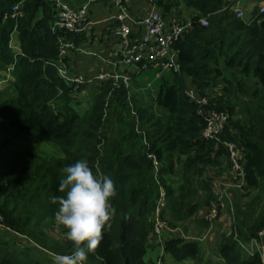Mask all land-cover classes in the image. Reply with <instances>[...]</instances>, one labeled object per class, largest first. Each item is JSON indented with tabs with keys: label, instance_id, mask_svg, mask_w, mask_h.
Masks as SVG:
<instances>
[{
	"label": "trees",
	"instance_id": "obj_1",
	"mask_svg": "<svg viewBox=\"0 0 264 264\" xmlns=\"http://www.w3.org/2000/svg\"><path fill=\"white\" fill-rule=\"evenodd\" d=\"M150 1L173 20L183 19L180 5L190 10L189 27L172 44L179 71L158 65L140 69L128 89L122 84L112 89L104 114L109 82L102 81L86 110L78 112L73 103L83 86L75 88L57 75V67L69 60L66 52L58 56L59 42L75 47L84 34L51 29L55 10L49 0H0V70L9 78L7 93L0 91L3 224L48 254H70L73 244L55 219L58 204L51 198L64 195L58 191L62 169L84 159L94 174L110 176L117 188L110 201L116 215L86 264H157L148 252L155 246L151 210L158 189L164 191L161 219L169 228L217 204L206 172L229 168L222 142L230 141L238 151L242 180L227 191L229 233L219 235L213 251L222 264H263L255 248L247 253L240 244L256 240L264 229V12L256 9L252 19H244L224 8L223 0ZM202 16L206 26L196 22ZM12 35L18 51L10 47ZM142 72L147 81L135 77ZM184 84L199 95H212L206 107L226 113L218 141L201 137L204 118L183 94ZM24 136L51 142L60 155L42 158L8 149L10 141ZM202 220L200 226L207 227ZM52 227L60 240L50 238ZM0 232V264H45L31 247L13 236L10 242L9 233ZM161 247L176 262L200 254L199 240L177 233H165Z\"/></svg>",
	"mask_w": 264,
	"mask_h": 264
},
{
	"label": "built area",
	"instance_id": "obj_2",
	"mask_svg": "<svg viewBox=\"0 0 264 264\" xmlns=\"http://www.w3.org/2000/svg\"><path fill=\"white\" fill-rule=\"evenodd\" d=\"M52 7L55 10L54 19L50 25L51 29L64 30L74 34H85L91 21L88 17V3L86 1L78 7H70L64 4L60 0H49ZM152 8L139 19H135L129 14L125 4L121 0H113L114 13L109 17L111 23V34L116 38L117 42V54L116 62L124 66H132L134 69L131 72H105L98 70V72L89 75L81 72H73L66 69L64 64H60L57 67V75L65 82L78 88L81 86H90L94 83H99L105 80H109L112 88L118 87L122 84L126 89L129 88L132 74L138 73L142 68H146L149 65H158L161 70L178 72L179 67L175 60V51L172 48L173 42L179 37L190 25L189 19L181 20H167L163 16L159 9L150 1ZM223 7L229 9L237 18H243L244 5L240 0H223ZM264 12V2L257 6V13ZM254 16V15H253ZM251 16V19L252 17ZM170 21V22H169ZM196 22L200 25L206 26V17H199ZM138 24L142 28V33L134 40L130 39V30L133 24ZM71 49H75L74 44L71 41H60L58 46V56L64 55ZM9 66L6 71H10ZM158 73L154 76L157 77ZM183 94L187 100L195 104L197 111L203 115L204 124L200 132L201 137L205 139H211L218 141V134L227 122V115L224 111H216L213 108L206 107L210 95H199L193 86H186ZM133 114H135L132 111ZM227 151V158L229 161V171L235 177H238L236 184L242 180L241 165L238 162V151L235 145L230 141H223ZM150 157V156H149ZM153 165L156 164L152 157ZM231 186L226 183H221L218 187V198H225L228 196L226 188ZM157 198L153 209L151 210L152 218V231L151 239L154 240L157 245L162 244V237L165 233H177L183 238L186 235L182 232L180 227L169 228L161 219V210L164 207V191L159 188ZM217 215V204L211 206L203 217L207 222H211ZM107 226H105L106 228ZM0 230H5L9 235L15 237L20 241H26L34 246L35 249L46 253L51 257H55L53 254H48L47 251L25 236L11 230L3 224L2 217L0 216ZM206 232L197 237L196 240H202L205 237ZM228 232V231H227ZM229 233V232H228ZM240 246L247 252L251 253L253 248L256 249L260 256L262 263H264V229L260 230L257 234L256 240H249L246 243L240 244Z\"/></svg>",
	"mask_w": 264,
	"mask_h": 264
},
{
	"label": "clouds",
	"instance_id": "obj_3",
	"mask_svg": "<svg viewBox=\"0 0 264 264\" xmlns=\"http://www.w3.org/2000/svg\"><path fill=\"white\" fill-rule=\"evenodd\" d=\"M59 182L61 196L51 198L58 204L55 219L72 242L70 254H57L54 264H86L89 253H95L103 240L105 226L116 215L110 201L117 196L114 180L108 175L94 174L86 160H77L62 169Z\"/></svg>",
	"mask_w": 264,
	"mask_h": 264
},
{
	"label": "crops",
	"instance_id": "obj_4",
	"mask_svg": "<svg viewBox=\"0 0 264 264\" xmlns=\"http://www.w3.org/2000/svg\"><path fill=\"white\" fill-rule=\"evenodd\" d=\"M60 1H62L66 5H69L70 7H78L82 3L89 1L87 18L91 21V25L88 31L84 34V37H86L85 40L83 42L80 41L79 43H76L75 49H71L68 52H66V54L69 57V60L65 62L64 64L65 67L73 72H81L89 75L98 72V70H102L105 72L113 71L116 73H121V72L132 73L134 69L132 66L128 67L116 62L117 42H116V38L113 37L111 34L110 28L112 25L108 20L109 17L114 13L113 0H60ZM263 2L264 0H261L260 2H258L257 6ZM125 6L126 9L129 11V14L135 19H139L141 16L146 14L152 8L151 3L148 2L147 0H126ZM257 6L253 8V11H250L246 14L247 18L256 14L254 11L257 9ZM164 18L170 20V18L167 16H164ZM141 33H142V28L138 24L134 23L130 30V39L134 40ZM10 45L13 51H18L17 41L15 40V37H12ZM214 91L216 95L220 94V87L217 86V88H215ZM228 175H230L231 177L234 176L231 174L230 171ZM225 177L229 178L226 176V173H225ZM222 183H226V182H222ZM226 184H230L229 180L227 181ZM201 213L202 211L200 209L195 216L186 219L183 225L179 226L180 228H183V230L186 232V234L184 233L186 235V238L196 239L197 237L200 236L198 233L202 230V227L200 226L201 221H199ZM228 226H229V218L226 215V220H224L222 224V228H223L222 232L226 231L228 229ZM0 234H2V232H0ZM7 235L9 234H6V236ZM205 238L199 240V253L203 255H204L203 245L205 244L204 242L206 241ZM152 243L153 245L157 246V244L153 240ZM210 249H212V247ZM152 251L153 250H150L148 252V256L157 257L159 259L157 261V264H161L160 261L162 262L164 259L165 261L171 260L169 255L163 253L162 247H159V251L156 252L155 254H153ZM205 253H207V251ZM43 254L47 255L46 253ZM46 258L48 259V261L52 258L50 264H54V257L50 256L49 258V256H47ZM208 260H211V262L214 263L217 262L215 259H213L211 256L207 254L206 256L205 255L203 256V261L201 264H205L206 262H208ZM186 261H191V260L187 259Z\"/></svg>",
	"mask_w": 264,
	"mask_h": 264
},
{
	"label": "rangeland",
	"instance_id": "obj_5",
	"mask_svg": "<svg viewBox=\"0 0 264 264\" xmlns=\"http://www.w3.org/2000/svg\"><path fill=\"white\" fill-rule=\"evenodd\" d=\"M240 1L244 5L243 18L247 19L246 14L248 12L252 11V9L254 7H256L258 2H260L261 0H240ZM180 9L182 10L181 14H183V19H187L189 17V15H191L190 10H185L184 8H182V5H180ZM174 13H177V12H174ZM12 37H14V35H12L11 38ZM143 74L144 73L142 72L135 77L140 81H143V82L147 81V78H144ZM148 75H150V74H148ZM138 77H140V79ZM8 80H9V78H7V76L4 75L3 70H0V91L5 90L7 93V87H8L7 81ZM103 82H109L110 83L109 80H105ZM99 84H101V82L94 83L90 86H86L83 89H81V91L76 93L75 100L73 103V109H75L78 112H82V111L86 110V108L88 107V104H89L88 102L90 101V98H92V96H93L92 95L90 97V94L93 92L95 93L97 91V87L99 86ZM109 85H110L111 89L109 87L108 92H107L106 97H105V100H104V103H103L104 114H105L106 105L108 104V96H109L110 92L112 91V89L117 88V87L112 88L111 84H109ZM184 85H186V84H184ZM186 86H189V85H186ZM95 88H96V90H95ZM127 98H128V96H127ZM7 147H8V149H12V150L15 149L18 151H28L32 155L42 157V158H48L50 156H59L60 155L58 148L54 144H52L51 142L44 140L38 136H24V137L13 139L12 141H10L8 143ZM225 173H226V176L229 178L225 177ZM228 173H229V168L228 169L227 168L221 169L218 172H217V170L209 169L206 172V175L211 178L210 182H211L212 190H213L214 195L216 194L217 201H218L217 202V215H216V217L211 222H208L207 227H202V228H204V233L206 232V229H208V232H207L206 238H205L206 241L204 242L205 244L203 245V247H204L203 253L205 256L208 254L209 256H211L213 259H215L217 261L216 263H214V262H211V260H208L209 264H222L221 259L216 257V255L213 251V248L216 247V244H217L218 239H219V235L223 231L222 224H223L224 220H226V215L229 218V212H228L229 206H230L229 194L227 192V194H228L227 197H225V198L222 197L219 199L218 198V187L221 185L222 182L227 183V181L229 180V182H230L229 185H231V186H228L226 188V191H228L230 189V192H231V191H234L241 183L240 182V183L236 184L239 178L235 177V176L231 177L230 175H228ZM172 179L175 180L174 178H172ZM246 198H247V195L244 196V199H246ZM209 208L210 207H208V206L201 208L202 213L200 215V220L203 219L204 221H206L203 217L205 216V214ZM57 230H58V228H56V227L50 228L49 234H50L51 239L52 238L57 239V240L61 239V235L59 234V232ZM6 238L8 240H10V242H11V240H13L12 236H10V235H7ZM22 243L27 245V247H31V249H29V250L31 251L33 256H37L42 261H44L45 264H50L52 258L48 261V259L46 258L48 255H45L41 251L35 249L33 245L27 243L26 241H22ZM159 247H161V246L160 245L155 246L152 253L155 254L156 252H158ZM211 247H212V249H210ZM206 251H207V253H205ZM204 255L199 254L196 260L190 259L191 261H186V259H185V260L176 262V261H173L172 259L170 261H165V259H164L162 262L160 261V263L161 264L162 263L163 264H189V263L201 264L203 261Z\"/></svg>",
	"mask_w": 264,
	"mask_h": 264
}]
</instances>
